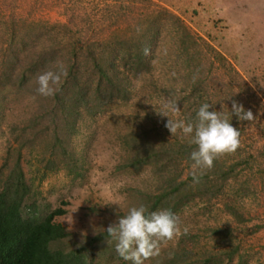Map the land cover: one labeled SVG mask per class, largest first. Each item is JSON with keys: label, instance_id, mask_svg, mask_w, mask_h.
Segmentation results:
<instances>
[{"label": "trees", "instance_id": "1", "mask_svg": "<svg viewBox=\"0 0 264 264\" xmlns=\"http://www.w3.org/2000/svg\"><path fill=\"white\" fill-rule=\"evenodd\" d=\"M164 18L174 27V79L184 82L177 91L184 122L194 123L199 107L203 103L213 104L210 110H223L240 130L241 147L216 159L203 175L197 170L200 182L194 184L190 154L196 146L189 144L190 137L178 130L169 138L164 125H156L152 119L151 125L127 131L121 137L125 152L119 168L133 172L148 169L154 178L149 189L135 187L130 192L132 205H144L148 212L168 209L178 214L192 201L201 202L200 208L207 210L221 200L222 209L237 224L249 219L242 199L251 190L255 193L249 186L252 179L256 181L252 182L254 186L260 187L257 191L264 193V144L254 147L244 143L245 121L232 117L231 103L212 99V95L221 92H209L207 82L212 72L205 67L214 65V57L202 46H208L206 41L194 36L179 17L166 9L147 16L142 21L143 29L138 27L140 22L116 27L109 39L80 41L73 33L68 39L62 30L68 29L66 24H53L31 31L33 38L13 34L2 47L5 59L0 64V99H17L19 93L28 91L35 96L36 108L29 123L22 121L12 127L15 154L11 161L5 158L0 166V264H132L116 253L115 240L107 243L106 228L83 235L56 221L66 209L62 205L43 208L35 181L27 176L23 163L30 162V138L34 135L31 129L35 128V139L41 140L49 152L47 157L42 154L38 159L44 162L42 169L38 168L43 170L41 177L62 168L80 174L82 158L75 150L74 138L80 123L88 119L93 122L109 103L125 102L132 97L134 79L150 70ZM44 35L47 42L38 41ZM145 48L150 49V55L144 54ZM212 50L214 56L226 61ZM46 71L67 73L61 74L60 83L54 86L55 94L48 97L36 91L37 78ZM241 80L242 90L254 93ZM233 93L234 89L228 88L227 96ZM200 238L196 232L180 235L174 247L161 249L150 264H229L239 254L236 234L229 226L209 228L207 241L201 242ZM217 246L223 249L218 250Z\"/></svg>", "mask_w": 264, "mask_h": 264}, {"label": "rangeland", "instance_id": "2", "mask_svg": "<svg viewBox=\"0 0 264 264\" xmlns=\"http://www.w3.org/2000/svg\"><path fill=\"white\" fill-rule=\"evenodd\" d=\"M161 9L179 17L194 36L206 41L208 46H202L214 57V65L205 67L212 72L207 82L209 92H221L212 95V99L229 104L236 101L256 110L255 119L243 123L242 136L244 143L254 147L264 144V0H0V64L5 59L2 47L13 34L33 38L31 31L66 24L68 29L62 30L68 39L72 33L80 41L109 39L118 26L140 22L138 27L143 29L142 21ZM164 19L150 70L134 79L132 97L125 102L113 101L93 122L88 119L80 123L74 136L75 150L82 158L79 175L62 168L41 177L43 170L38 168L43 161L38 159L42 154L47 157L49 152L41 140L35 139V128L31 129L33 152L30 162L23 163L26 174L35 181L43 208L62 205L66 213L56 217V221L74 232L90 235L107 228L133 207L130 192L135 187L149 189L154 183L148 169L133 172L119 168L125 152L121 137L129 130L151 125L152 119L156 125H164L170 138L172 134L165 127L170 117L158 113L165 110L163 105L169 99H175L180 108L179 113L168 109L169 115L184 121L177 97L184 82L173 75L177 66L173 65L174 27L169 19ZM41 39L38 41L47 42L46 35ZM212 49L226 61L214 56ZM241 79L254 93L242 90ZM228 88L234 89L232 95L227 96ZM29 93L21 92L17 99H0V166L5 158L11 161L15 154L12 127L22 121L29 123L35 111V96ZM252 182L256 181L252 179L249 185L255 193L251 190L242 199L249 217L246 222L237 224L232 220L222 209L221 200L207 210L200 208L201 202L192 201L176 214L181 231L187 227L188 232L199 233L203 242L207 241L209 228L229 226L239 244V254L229 264H264V193H259V185L256 188ZM179 237L162 243L161 249L174 247ZM145 264H150V259Z\"/></svg>", "mask_w": 264, "mask_h": 264}, {"label": "clouds", "instance_id": "3", "mask_svg": "<svg viewBox=\"0 0 264 264\" xmlns=\"http://www.w3.org/2000/svg\"><path fill=\"white\" fill-rule=\"evenodd\" d=\"M144 54L150 55V49L145 48ZM61 74L67 73L46 71L40 74L37 78L38 94L45 97L54 95L56 91L54 86L60 83ZM196 79L197 76L194 75L193 82ZM163 108L165 110L158 113L170 117L165 127L172 136L180 130L184 136L190 137L189 144L196 146L190 154L193 161L194 184L200 182V175H203L204 170L211 169L216 159L225 154L235 153L241 147L240 130L233 126L223 110H210L213 104L203 103L196 113L194 123L174 120L169 115L168 109L174 113L180 111L175 99L167 100ZM231 115L232 117L235 115L241 122H251L255 119L251 110H245L244 106L236 101L232 103ZM197 170L200 175H197ZM105 230L107 243L111 244L115 240L116 253L132 264H145V261L160 255L162 243L172 241L188 232L187 227L181 231L179 217L170 210L148 212L144 205L131 207L126 215L119 216L118 220Z\"/></svg>", "mask_w": 264, "mask_h": 264}]
</instances>
